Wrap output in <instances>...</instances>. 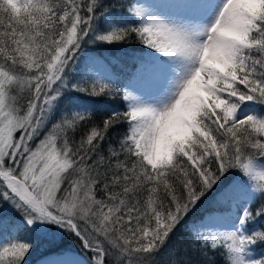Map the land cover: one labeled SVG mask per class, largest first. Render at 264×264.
<instances>
[{"label":"snow or ice","instance_id":"6c2138e0","mask_svg":"<svg viewBox=\"0 0 264 264\" xmlns=\"http://www.w3.org/2000/svg\"><path fill=\"white\" fill-rule=\"evenodd\" d=\"M166 2L180 15L0 0V264L65 234L87 264H264V0ZM120 42L149 50L126 82L99 58L89 72L110 79L70 82L83 45ZM70 90L124 106L68 110ZM40 264L82 261L62 250Z\"/></svg>","mask_w":264,"mask_h":264},{"label":"trees","instance_id":"16d2710c","mask_svg":"<svg viewBox=\"0 0 264 264\" xmlns=\"http://www.w3.org/2000/svg\"><path fill=\"white\" fill-rule=\"evenodd\" d=\"M116 0H106V3L112 5ZM110 14L113 16H126V10L120 7H110ZM128 21L130 23H138L139 19L133 16H127ZM97 27L103 30L104 28V20L100 19L97 21ZM83 53L92 54L94 58H99L108 66L110 72L115 73L122 83L127 81L129 74L134 70V65L132 63L133 58H141L146 48L141 44L136 43H114V44H101V43H88L82 46ZM90 65L87 62L86 65L79 69H76L74 73L70 74V82L74 83L79 81L82 77L88 76L90 79L93 78V73H95V69L90 73L89 72ZM99 77L102 79H110L109 73L105 71L96 72ZM65 96H71L75 101V105H73L68 110L80 111H89L93 114L99 116L101 114L106 113L110 109H118L123 108V101H113L109 100L107 97L103 96H90L84 92H77L75 90H70L65 92ZM251 103V102H249ZM5 213V212H4ZM8 216L16 219L19 216L7 214ZM19 220V219H17ZM261 226H264V219L261 220ZM251 227V225H250ZM62 244L57 247L54 245H43L36 248L32 251L26 258L25 264H34V262L41 256H43L47 251V248H53L52 251H56L57 253H61V250H71L75 251L88 259L86 251H82L79 247L78 243L72 239L71 236L65 234L62 238ZM59 251V252H58ZM255 253L257 255L264 254V245H261L259 248H256ZM217 264H223V258L219 255L216 256Z\"/></svg>","mask_w":264,"mask_h":264},{"label":"rangeland","instance_id":"374dc122","mask_svg":"<svg viewBox=\"0 0 264 264\" xmlns=\"http://www.w3.org/2000/svg\"><path fill=\"white\" fill-rule=\"evenodd\" d=\"M138 2L140 3L141 6L144 5H149L151 6L153 9H155L159 14H162L166 17H173V16H179L180 12L177 9L172 8L167 2L166 0H138ZM219 2V0H218ZM135 17V16H133ZM137 19L140 20V18L135 17ZM213 20V16L211 14L207 15L205 17V19L203 20V23L205 24H210ZM149 50L146 49V51L144 52V54L142 55L141 58H143L145 56V54L148 52ZM90 58H94V56L92 54H85L82 51L79 52V54L75 57L74 61H73V70L71 73H74V71L76 69H79L81 67L84 68V66L86 65V63H89ZM173 65L175 66V73L177 75V83L179 82V76L180 75H186L187 74V69L185 67H183V61H181L179 58H176L172 61ZM90 65V64H89ZM103 72V71H102ZM70 73V74H71ZM70 74H69V80H70ZM95 76H98V73H93ZM72 75V74H71ZM59 107V106H58ZM256 170L260 171V170H264V165H257L256 166ZM3 212H5V214H11V215H15V216H19V213L16 212L15 209L11 208L8 205H5L3 208ZM16 219H21L20 216L17 217ZM7 238V234L0 236V240L6 239ZM53 248H47L46 249V253L39 257L34 264H40V262L45 258V257H51L53 259H55L56 257H58L61 253H57L56 251H52ZM62 251V250H61ZM64 251H70L73 254H75L76 256H78L81 261L82 264H87V258L75 251H71V250H67L65 249ZM59 252V251H58Z\"/></svg>","mask_w":264,"mask_h":264}]
</instances>
